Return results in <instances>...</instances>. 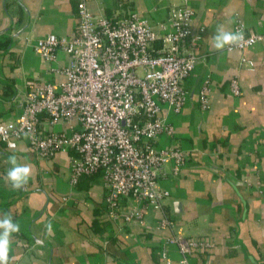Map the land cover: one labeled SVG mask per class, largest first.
Here are the masks:
<instances>
[{"label":"crops","instance_id":"obj_1","mask_svg":"<svg viewBox=\"0 0 264 264\" xmlns=\"http://www.w3.org/2000/svg\"><path fill=\"white\" fill-rule=\"evenodd\" d=\"M181 1L116 0L117 5L130 2L158 22L166 21L170 4ZM97 2L108 17L117 8L115 0H87L90 11ZM190 4L195 12L192 31L203 30L200 52L205 58L189 77L182 112L169 115L187 161L178 175L161 180L170 192L162 208L148 210L141 223H111L102 209L100 175L83 178L75 187L69 183L66 153L44 160L31 155L25 145L16 150L1 146L0 217L10 215L20 224V232L12 236L9 264H181L176 243L165 249L164 257L160 252L161 242L173 236L214 244L193 250L194 264H264V44L229 51L210 47L218 25L231 31L229 20L235 13L264 35V0ZM12 23L16 30L10 29ZM76 23V0H0V53L14 37L0 56V123L19 111L28 80H47L49 63L28 43L32 30L37 36L68 37ZM231 78L238 82L237 96L228 89ZM205 80L211 82L212 95L208 108L201 109L199 90ZM168 145L166 138L159 144ZM12 155L31 168L20 189L6 179ZM257 175L260 187H247L244 180ZM163 214L172 220L166 230L156 225ZM49 223L51 231L46 229Z\"/></svg>","mask_w":264,"mask_h":264},{"label":"built area","instance_id":"obj_2","mask_svg":"<svg viewBox=\"0 0 264 264\" xmlns=\"http://www.w3.org/2000/svg\"><path fill=\"white\" fill-rule=\"evenodd\" d=\"M77 23L72 35L51 33L28 39L33 52L49 63L47 80H28L18 100V112L0 123V147L25 145L35 158L47 160L66 153L69 183L97 173L103 181V212L114 224L141 223L150 209H161L170 196L161 180L180 173L187 153L176 137L169 115H179L188 99V80L204 61L201 34L192 31L195 12L190 0L168 6L166 21L141 14L130 2H120L108 17L101 2L90 11L87 0H76ZM243 40L222 51L246 50L264 44V35L247 27L238 14L229 20ZM61 56L66 60L62 62ZM228 89L239 95L235 78ZM212 85L199 90V107L210 105ZM17 102V100H16ZM169 140L167 147L160 141ZM260 187V177L244 180ZM171 227L167 215L156 223ZM176 243L181 264H194L195 249H211V242L167 238L159 246Z\"/></svg>","mask_w":264,"mask_h":264},{"label":"clouds","instance_id":"obj_3","mask_svg":"<svg viewBox=\"0 0 264 264\" xmlns=\"http://www.w3.org/2000/svg\"><path fill=\"white\" fill-rule=\"evenodd\" d=\"M243 40L241 32L226 30L223 25H218L213 35L210 36V47L216 51L238 45ZM10 167L6 172L7 182L13 189L23 187L31 176V168L27 164H19L15 155L8 157ZM48 231L52 230L51 223L46 225ZM20 232L19 222H14L10 215L0 217V264H9V251L14 233Z\"/></svg>","mask_w":264,"mask_h":264},{"label":"water","instance_id":"obj_4","mask_svg":"<svg viewBox=\"0 0 264 264\" xmlns=\"http://www.w3.org/2000/svg\"><path fill=\"white\" fill-rule=\"evenodd\" d=\"M18 2H20V0H18ZM15 26H16V24H15V23H12L10 29H12V30H16ZM17 35H18V31L15 32V34H13V36H17ZM13 38H14V37H13ZM13 38H12V39H13ZM12 39H11L10 42H9L8 44H6V46L3 48V51L0 53V56L4 55V54L7 52V50H8L9 47H10V44H11ZM16 98H17V90L15 91V97L13 98V101H14V102H15ZM0 153H1V152H0ZM223 171H225V170H223ZM225 173H226V172H225ZM236 192H237V190H236ZM44 244H45V243H44Z\"/></svg>","mask_w":264,"mask_h":264},{"label":"trees","instance_id":"obj_5","mask_svg":"<svg viewBox=\"0 0 264 264\" xmlns=\"http://www.w3.org/2000/svg\"><path fill=\"white\" fill-rule=\"evenodd\" d=\"M114 5H116V7H118L116 0H115V2H114ZM95 175H97V173H95V174H91V175H84V176H81L80 179L78 180V182H76L75 187L78 186V185H80V182H82V179H83V178H84L85 181H86V180H88V178H91V177H93V176H95Z\"/></svg>","mask_w":264,"mask_h":264}]
</instances>
